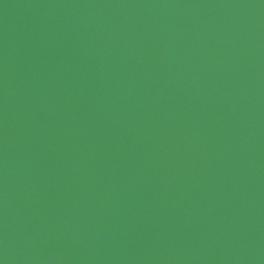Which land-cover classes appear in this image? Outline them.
Segmentation results:
<instances>
[{"label": "water", "instance_id": "obj_1", "mask_svg": "<svg viewBox=\"0 0 264 264\" xmlns=\"http://www.w3.org/2000/svg\"><path fill=\"white\" fill-rule=\"evenodd\" d=\"M0 264H264V0H0Z\"/></svg>", "mask_w": 264, "mask_h": 264}]
</instances>
